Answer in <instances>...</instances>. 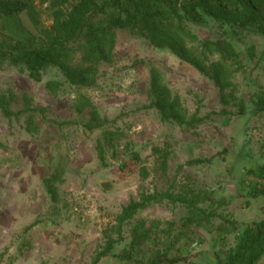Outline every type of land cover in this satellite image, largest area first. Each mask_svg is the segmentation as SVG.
I'll return each instance as SVG.
<instances>
[{
	"label": "rangeland",
	"instance_id": "374dc122",
	"mask_svg": "<svg viewBox=\"0 0 264 264\" xmlns=\"http://www.w3.org/2000/svg\"><path fill=\"white\" fill-rule=\"evenodd\" d=\"M42 14L50 26V12ZM189 27L200 42L219 38L215 26ZM116 35L111 61L97 66L90 87L67 84L56 69L41 82L25 68L0 70V99L19 114L8 119L0 111V264H93L103 232L142 192H188L201 213L152 205L100 264H148L157 251L187 264H219L240 233L264 220V115L250 108L251 96L264 91V37L232 40L237 101L224 106L219 87L189 63L143 35ZM154 71L182 112L202 123H164L147 108ZM51 82L61 86L49 89ZM90 105L110 121L93 132L85 128ZM199 159L209 162L188 165Z\"/></svg>",
	"mask_w": 264,
	"mask_h": 264
},
{
	"label": "trees",
	"instance_id": "16d2710c",
	"mask_svg": "<svg viewBox=\"0 0 264 264\" xmlns=\"http://www.w3.org/2000/svg\"><path fill=\"white\" fill-rule=\"evenodd\" d=\"M43 8L50 12V26L44 24ZM22 21L27 23L28 30ZM189 26H215L219 38L200 42ZM119 30L143 35L152 46L168 50L189 63L219 87L222 104L229 106L237 101L233 80L240 66L232 40L238 39V33L264 37V0H0V70L5 66L25 68L33 80L41 82L43 72L56 69L71 86H93L97 66L111 61ZM78 52L82 57L80 63L74 64ZM59 86L58 82L48 84L53 90ZM149 97L147 108L156 110L164 123L192 129L205 120L197 115L189 118L182 112L179 98L172 96L155 71ZM90 108L85 125L88 131L100 130L110 123ZM250 108L254 115H264V91L251 96ZM0 111L8 119L19 116L6 98L0 99ZM246 112L247 106L240 105L239 114ZM208 162L199 159L189 161L188 165ZM199 202L184 191L142 192L121 209L115 224L103 232L104 244L93 264H100L125 241V226L139 212L168 203L201 213ZM148 264L187 262L157 251L150 255ZM219 264H264V220L240 233L225 253V261Z\"/></svg>",
	"mask_w": 264,
	"mask_h": 264
}]
</instances>
